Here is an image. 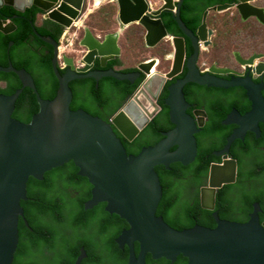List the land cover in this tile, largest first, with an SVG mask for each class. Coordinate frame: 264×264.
<instances>
[{"label": "water", "instance_id": "95a60500", "mask_svg": "<svg viewBox=\"0 0 264 264\" xmlns=\"http://www.w3.org/2000/svg\"><path fill=\"white\" fill-rule=\"evenodd\" d=\"M85 1L0 0V6L6 4L23 11L35 5L44 11L45 18L70 27L82 17ZM111 1H115L118 7V30L100 38L89 27H85L80 44L87 48V52L80 59V65L76 64L73 56L62 54V60L68 66L62 74L57 65L58 43L51 36L39 34L33 27L35 34L53 45L52 67L58 80L53 98H42L39 95L32 76L24 68H15L12 64L0 65V70L14 71L23 86H29L35 91L40 106L29 122H23L12 117L16 98L22 88H17L11 94L0 93V264L14 262L19 245L18 221L24 217V208L20 202L28 199V179L33 177L44 180L46 172L71 159L80 168L79 173L86 176L93 186L92 199L85 204V210H92L105 203L108 213L119 216L129 225L130 228L117 240L121 249H129L128 264H147L148 255L154 260L166 259L171 264L180 256L188 259V264H264V221H260L259 203L254 204L250 220L245 223L220 219L215 211V228L196 225L190 229L176 230L157 215L163 188L156 167L164 165L170 168L172 163L189 165L194 162L198 154L196 134L208 118L202 109L194 110V115L187 112L191 105L186 100L184 87L188 83L223 89L242 87L252 104L245 114L233 111L223 121L224 125L235 124L238 128L228 137L225 147L217 152L218 156H222V163L210 167L208 185L200 190L202 208L214 211L218 191L236 182L237 161L229 156L232 143L244 138L248 130L258 136L261 134L260 124L264 123V86L256 84L250 76L222 79L217 74L227 72L228 69L215 65L203 74L198 65L200 49L211 44L214 33L207 25L209 12L224 11L235 4L208 7L203 13L202 23L194 32L180 15L184 0H164L158 9H153L149 0ZM235 1L244 19L257 16L264 24V9L253 4L256 0ZM163 9L174 10L178 26L193 42L192 56H186L185 37L169 33L161 17ZM131 23H139L144 27L147 46L153 47L163 39L170 40L173 49L167 58L172 59V66L163 75L150 74L144 63L146 60L140 63L139 71L135 73L114 68L93 69L97 59L105 66L108 60L121 54L120 30ZM15 27L13 21L0 18V31L9 33ZM257 56L242 60L237 54L243 64H254ZM154 59L151 58V61ZM184 66L187 68L186 75L169 85V94L165 100L174 128L164 132V137L157 144L142 148L137 155H129L117 132L130 142L137 138L160 112L159 96L164 86L180 75ZM256 71L263 73L264 63ZM141 72L146 74L145 79L109 120L83 108H71V80L94 77L99 81L102 77L113 76L134 81ZM148 74L151 76L148 77ZM138 93L150 102L142 100ZM174 147L176 149L172 150ZM136 244L140 247L138 254ZM86 258V252L81 250V256L75 264H82Z\"/></svg>", "mask_w": 264, "mask_h": 264}, {"label": "trees", "instance_id": "16d2710c", "mask_svg": "<svg viewBox=\"0 0 264 264\" xmlns=\"http://www.w3.org/2000/svg\"><path fill=\"white\" fill-rule=\"evenodd\" d=\"M233 1L184 0L180 15L186 25L196 31L206 8ZM39 12L41 10L35 5L26 7L23 11L6 4L0 6V18L8 17L16 26L9 33L0 31V64L24 68L32 76L39 95L51 99L58 88V80L52 67L53 45L35 34L33 27L39 34L51 36L57 42L64 28L50 19L37 23ZM163 18L170 33L182 34L172 13H166ZM11 41L12 44H9ZM186 53L188 56L193 53L190 40L187 41ZM114 65H123L120 56L111 59L107 67ZM96 66L101 67L99 62ZM138 70L137 66H128L121 71L134 73ZM64 71L65 67H59L60 73ZM186 72L185 68L179 77H184ZM144 78L145 74L141 72L134 81L113 76H105L99 82L94 77L71 80L70 87L73 91L71 108H83L109 120ZM176 79L167 82L163 98L168 96V87ZM106 82L119 89L120 94L116 100H109L112 97L102 92ZM19 87L22 90L16 98L12 117L29 122L40 108L35 91L29 86H23L14 71L0 70V93L11 94ZM235 88L242 92V87ZM225 91L223 88L201 86L192 82L184 87L186 100L192 105V109L206 110L208 119L201 131L196 134L198 154L194 162L189 165L172 163L170 168L164 165L156 167L163 188L157 215L163 217L166 223L176 230L190 229L196 225L215 228L217 226L213 216L215 211L218 212L220 219L245 223L250 220L255 203H259L260 221H264V160H257L258 164H245L234 145L241 143L239 140L232 143L231 153L239 163L237 181L223 186L218 191L214 211L201 207L200 189L208 183L211 163L221 161L217 152L225 147L228 137L233 132V127L224 125L223 121L233 107L243 112L250 107V102L241 101V98L239 101H223ZM245 96L243 91L241 95L243 100L246 99ZM160 106L162 111L133 141H128L117 132L129 155H137L142 148L157 144L164 137V132L174 128L169 106L162 99ZM192 109L189 110L190 114ZM260 129L262 139H258V143L264 145V123L260 124ZM174 149L176 147L172 150ZM79 170L71 159L46 172L44 180L33 177L28 179L26 185L28 199L20 202L24 208V217L18 221L19 245L13 264H75L81 256V250L87 254L82 264L129 263V249L127 247L121 249L117 243L121 234L130 228L129 225L119 216L108 213L105 203L92 210H85V204L92 199L93 186ZM135 250L138 254L139 244H136ZM188 263V259L180 256L173 264ZM147 264L171 262L166 259L154 260L148 255Z\"/></svg>", "mask_w": 264, "mask_h": 264}, {"label": "rangeland", "instance_id": "374dc122", "mask_svg": "<svg viewBox=\"0 0 264 264\" xmlns=\"http://www.w3.org/2000/svg\"><path fill=\"white\" fill-rule=\"evenodd\" d=\"M154 5L156 3L151 0ZM256 3L264 5V0H256ZM118 7L115 1L87 0L85 13L80 18L81 24L72 27L60 37L59 47L62 52L76 57L81 52L75 53V48L84 50L80 45V38L84 33V27H90L96 35L105 34L119 28ZM209 25L214 29V46L202 48L200 64H210L213 61L220 63L229 62L232 53L235 51L249 52L254 49L264 50V27L255 22H240L238 16L231 12H210L208 17ZM40 22V17L37 23ZM103 25V26H102ZM119 44L121 47L120 58L123 61L122 67L139 66L140 63L151 58H158L157 70L167 71L172 65V60L167 59V54L173 47L169 40L163 39L153 47L147 46L145 42V29L138 23H131L120 30ZM66 48V50H64Z\"/></svg>", "mask_w": 264, "mask_h": 264}, {"label": "flooded vegetation", "instance_id": "af4514ba", "mask_svg": "<svg viewBox=\"0 0 264 264\" xmlns=\"http://www.w3.org/2000/svg\"><path fill=\"white\" fill-rule=\"evenodd\" d=\"M175 2H177L178 0H174ZM149 2H150V5L152 6V8L153 9H158V8H160L162 5H163V3H164V0H154V2L156 3V5H154V3L151 1V0H149ZM218 4H222V5H224V4H235L233 7H230V8H228V9H226V10H224V11H220V12H231V14H233V16H238V18H239V20H240V22H242V23H247V22H255V23H257V24H259V26L261 25V26H263L264 27V24L260 21V19L257 17V16H250V17H248L247 19H244L243 18V16L241 15V13H240V11H239V9L236 7L237 5H238V3L234 0L233 2H223V3H218ZM255 6H257L258 8H262V9H264V5L263 4H261V3H256V2H254L253 3ZM216 5V4H215ZM182 6V5H181ZM213 6V5H212ZM210 7V6H209ZM207 9V8H206ZM174 10H167V9H163L162 10V12H161V17H162V19L164 20V15L166 14V13H172V15H173V17H174V12H173ZM210 12H216V13H220V12H217V10H211ZM210 12H209V14H208V17L210 16ZM40 16V22L42 21V20H44V19H47V18H45L44 17V15H42V14H39V15H37V19H38V17ZM208 17H207V25H208V28L209 29H212L213 31H214V29L209 25V21H208ZM203 18V17H202ZM202 23V22H201ZM200 26V25H199ZM198 26V27H199ZM198 27H197V29H198ZM180 28V27H179ZM197 29H196V31H197ZM181 30V29H180ZM182 31V30H181ZM194 31V30H193ZM196 31H194V32H196ZM170 33V32H169ZM214 33H215V31H214ZM214 33H213V35H212V37H211V44L209 45V46H207V47H204V46H202V48H208V47H210V46H214V41H213V36H214ZM145 34H146V31H145ZM172 34V33H171ZM179 36H184L185 37V40H186V47H187V41L188 40H190V42H191V45H192V47H193V42H192V40L188 37V36H185V34L183 33V31H182V34L181 35H179ZM200 49V56H201V51L203 50V49ZM170 53V52H169ZM193 53H194V47H193ZM193 53L191 54V55H187V53H186V56L187 57H190V56H192L193 55ZM237 54H239L240 55V57H241V59L242 60H248V59H250L251 57H253L254 55H258L256 58H255V60H254V64H243L242 62H241V60H239L238 59V57H237ZM259 55H262V56H259ZM200 56H199V59H198V65H199V68H200V70H201V72L203 73V74H206V73H208L209 72V69H210V67H212L213 65H215V66H217L218 68H223V69H228V71L227 72H224V73H220V74H217V76H219L220 78H222V79H226V80H229V79H231V78H233V77H247V76H250L251 78H252V80L256 83V84H258V85H263L264 86V72L263 73H257V71H256V68L261 64V63H264V50H260V49H254V50H251V51H249V52H244V51H235V52H233L232 53V59L229 61V62H226V63H218V62H216V61H213L212 63H210V64H207V63H203L202 65L200 64ZM113 59V58H112ZM111 60V59H110ZM110 60H108L107 61V63H106V65L105 66H102L101 65V63H100V60L99 59H97L96 61H95V64H94V67H93V69H100V70H105V69H108V68H111V67H107L108 66V64H109V61ZM97 62H99V64H100V66L101 67H98V66H96V64H97ZM159 63V62H158ZM112 68H115L116 70H118V71H121L122 70V68H124V67H122L121 65H114ZM186 67L184 66V69H185ZM184 69H183V71H184ZM187 69V68H186ZM123 72V71H122ZM135 73V72H134ZM183 73V72H182ZM181 73V74H182ZM145 74V73H144ZM145 76H146V74H145ZM103 78V77H102ZM101 78V79H102ZM175 78H177V79H179L180 77H179V75L177 76V77H175ZM183 78V77H182ZM100 79V80H101ZM145 79V78H144ZM143 79V80H144ZM176 79V80H177ZM99 80V81H100ZM98 81V82H99ZM170 81V80H169ZM105 85L103 86V89H102V92L105 94V95H110L112 98H110L109 100H116V98L119 96V94H120V91H119V89H116L115 87H113V86H111V85H109L107 82L106 83H104ZM141 84V83H140ZM139 84V85H140ZM167 84V83H166ZM138 85V86H139ZM98 86V85H97ZM165 87H166V85L164 86V88H163V90H162V92L160 93V96H159V105H160V101H161V99L162 100H166V98L167 97H165V98H163L162 97V94H163V91H164V89H165ZM137 89V88H136ZM135 89V90H136ZM242 89V92L244 91V93H245V97H246V99H242V97H241V95H242V92H239L238 90H240V89H236L235 87L234 88H229V89H226V91L224 92V96H225V98L223 99V101H236V100H238L239 98H241V101H249L250 102V107L249 108H246L245 110H244V112L242 111V110H240L239 108H236V107H233L232 109H231V111L228 113V115L229 114H231L233 111H237V112H239V113H241V114H243V113H245V112H247V111H249L250 109H251V101H250V99H249V97H248V95H247V92H246V90L244 89V88H241ZM262 93H263V95H264V87L262 88ZM129 97V96H128ZM128 97H127V99H128ZM126 99V100H127ZM239 101V100H238ZM191 105V104H190ZM161 107V106H160ZM190 109H192V105H191V107L190 108H188L187 109V112L189 113V110ZM197 109H199V110H201L202 108H194V109H192L191 111H192V113H191V115H194V110H197ZM202 110H204V109H202ZM162 111V107H161V110H160V112ZM206 111V110H205ZM159 112V113H160ZM158 113V114H159ZM207 113V112H206ZM190 114V113H189ZM227 115V116H228ZM227 118V117H226ZM208 119V118H207ZM207 119H206V121H207ZM230 126H232L233 127V132H234V130H236L237 128H238V126L237 125H235V124H232V125H230ZM232 132V133H233ZM261 136H262V133L258 136V134L257 133H255V132H252V131H250V130H248V131H246V133H245V135H244V138H242V139H237V140H239V141H241V143H236V144H234L235 145V147H236V150L238 151V154H239V156L242 158V161L245 163V164H247V165H253L252 163H254V164H258V162L256 163V161L257 160H264V145H260L259 143H258V139H262L261 138ZM237 140H235V141H237ZM234 141V142H235ZM234 147V146H233ZM221 151V150H220ZM219 152V151H218ZM231 153H232V145H231V148H230V152H229V156L231 157V158H233V159H235L236 161H237V165H239V163H238V160L235 158V157H233L232 155H231ZM218 156V155H217ZM218 157H220V159H221V161L220 162H212L211 163V165L212 164H215V163H218V164H221L222 163V156L220 155V156H218ZM237 176H238V173H237ZM209 179V178H208ZM236 181H237V179H236ZM208 185V183L205 185V186H207ZM202 187H204V186H202ZM201 187V188H202ZM201 190V189H200Z\"/></svg>", "mask_w": 264, "mask_h": 264}, {"label": "clouds", "instance_id": "9594fccd", "mask_svg": "<svg viewBox=\"0 0 264 264\" xmlns=\"http://www.w3.org/2000/svg\"><path fill=\"white\" fill-rule=\"evenodd\" d=\"M85 3H87V1H85ZM31 6H32V5H31ZM29 7H30V6H29ZM85 8H86V7H85ZM40 10H41V9H40ZM82 13H83V14H81V16L84 15L85 10H84V12H82ZM39 14L44 15V11L41 10V12H39L38 15H39ZM39 17H40V16H39ZM207 17H208V16H207ZM2 18H7L8 20H11V19L8 18V17H2ZM80 18H82V17H80ZM80 18L78 19L77 22H73L72 25H71L70 27H64V26H63L64 29H63V32H62L61 36L64 35L65 32H67L68 29H70V28H72V27H76L77 25H80V24H81V21H82ZM47 19H48V18H47ZM50 20H51V19H50ZM11 21H12V20H11ZM138 24H139V23H138ZM140 25H141V24H140ZM87 27H88V26H87ZM89 28H90V27H89ZM90 29H91V28H90ZM84 30H85V27H84ZM91 30H92V29H91ZM116 30H118V29H116ZM116 30H113V31H116ZM113 31H111V32H113ZM84 32H85V31H84ZM109 33H110V32H109ZM94 34H95V33H94ZM170 34H171V33H170ZM95 35H96V34H95ZM105 35H106V34H105ZM105 35H104V36H105ZM61 36H60V37H61ZM83 36H84V33H83L82 37H83ZM96 36H98V37H100V38H103V37H104V36L102 37V36H100V35H96ZM82 37L80 38V40L82 39ZM119 38H120V37H119ZM59 40H60V38H59ZM80 40H79V41H80ZM167 40H168V39H167ZM169 41H170V40H169ZM56 42H57V41H56ZM145 42H146V41H145ZM57 43H58V48H59L58 59H57L58 70H59V67H65L66 69H67V67H68L67 65L64 64V62H63V60H62V54H66L67 56H73V57L75 58V60H76V64L80 65V59H81V58L84 56V54L87 52V48H86L85 46H84L85 48H84L83 51H81L80 48H75V49H74L75 53L81 52V56H80V57H76V56H74V55H69V54H67V53L62 52L61 49H60V47H59V41H58ZM80 45H81V44H80ZM81 46H83V45H81ZM204 47H205V46H204ZM64 50H66V48H64ZM119 56H120V55H119ZM150 60H151V59H150ZM0 65H1V64H0ZM2 66H3V65H2ZM111 68H112V67H111ZM108 69H109V68H108ZM114 69H115V68H114ZM138 69H139V68H138ZM105 70H106V69H105ZM168 70H169V69H168ZM168 70H167V71H168ZM2 71H3V70H2ZM9 71H12V70H9ZM117 71H118V70H117ZM138 71H139V70H138ZM59 73H60V72H59ZM143 73H144V72H143ZM60 74H62V73H60ZM76 79H77V78H76ZM173 79H174V78H173ZM73 80H74V79H73ZM12 93H13V92H12ZM132 94H133V93H132ZM126 101H127V100H126ZM126 101H125V102H126ZM125 102H124V103H125ZM124 103H123V104H124Z\"/></svg>", "mask_w": 264, "mask_h": 264}, {"label": "bare ground", "instance_id": "6f19581e", "mask_svg": "<svg viewBox=\"0 0 264 264\" xmlns=\"http://www.w3.org/2000/svg\"><path fill=\"white\" fill-rule=\"evenodd\" d=\"M101 0H96V4H100ZM169 54V53H168ZM167 59H171V58H167ZM172 60V59H171ZM159 59L156 58V60L154 59V61L151 60H146L144 63L146 65V67L149 69L150 74H161L163 75L164 72L166 71H159L157 70V65H158ZM172 66V65H171ZM171 68V67H170ZM150 74H148V77L151 76ZM149 94V93H148ZM138 95L140 96V98H142V100H146L147 103H149L150 101H148V99L144 96L141 95L140 93H138ZM134 99V98H133Z\"/></svg>", "mask_w": 264, "mask_h": 264}]
</instances>
